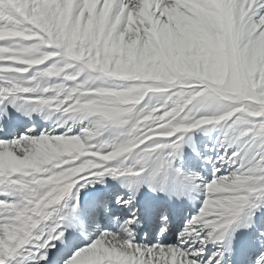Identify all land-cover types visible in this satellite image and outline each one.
I'll list each match as a JSON object with an SVG mask.
<instances>
[{
	"label": "snow or ice",
	"instance_id": "obj_1",
	"mask_svg": "<svg viewBox=\"0 0 264 264\" xmlns=\"http://www.w3.org/2000/svg\"><path fill=\"white\" fill-rule=\"evenodd\" d=\"M0 264H264V0H0Z\"/></svg>",
	"mask_w": 264,
	"mask_h": 264
},
{
	"label": "bare ground",
	"instance_id": "obj_2",
	"mask_svg": "<svg viewBox=\"0 0 264 264\" xmlns=\"http://www.w3.org/2000/svg\"><path fill=\"white\" fill-rule=\"evenodd\" d=\"M17 115L19 116V114H17ZM19 118L24 123V125H26L27 123H29L26 120V118H24L23 116H20ZM34 120H35L36 127L38 129L45 128V127H51L50 124L45 123V121L40 118V115L39 114H37L34 117ZM77 127H76L75 131H78V128ZM20 129L24 131L25 130V127L22 126ZM57 131H59V129H57ZM210 137H211L210 135H205L204 133H196L195 134L196 142H197L198 145H200V148L201 149H202V145H201L202 143L201 142L205 138L209 141V144L215 143V141L212 140ZM206 149H208V147ZM190 157H191V152H190V150L186 149V156H185L186 164H185V167L189 171H191L190 170V166H191L190 162L191 161L189 159ZM97 187H101V186L98 185ZM83 195H84V193H82V196ZM200 199H203V197H200ZM199 207H200L199 201H197L195 204H193L192 201L187 200V199L183 200L182 202H177V203H175L173 205V210L177 214L173 218H174V220H177L178 221L179 218H180V216H187L189 214H195L196 210ZM238 235H240V233H238Z\"/></svg>",
	"mask_w": 264,
	"mask_h": 264
},
{
	"label": "rangeland",
	"instance_id": "obj_3",
	"mask_svg": "<svg viewBox=\"0 0 264 264\" xmlns=\"http://www.w3.org/2000/svg\"><path fill=\"white\" fill-rule=\"evenodd\" d=\"M152 100H153V102L154 103H158L159 102V97H153L152 98ZM30 124V123H29ZM28 126H30V125H28ZM81 126L80 125H78V131H79V128H80ZM20 131H23V130H20ZM197 133H203V132H201V131H198ZM109 135H111V133H109ZM220 135V133L219 132H217V131H213L211 134H210V138L212 139V140H214L215 141V143H211V144H209V141L205 138V139H203L202 140V149H201V151L204 153L203 155H204V157H209V156H211V155H213V153L210 151V149L212 148V147H214L215 146V144H216V140H217V137ZM205 145H207L208 146V149H206L205 148ZM210 147V148H209ZM190 164H191V166H190V170L191 171H194V172H202L203 173V170L204 169H206L207 168V165L204 163V161L203 160H200V161H196L195 163H192V162H190Z\"/></svg>",
	"mask_w": 264,
	"mask_h": 264
}]
</instances>
